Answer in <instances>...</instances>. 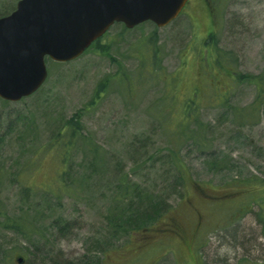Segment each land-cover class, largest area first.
<instances>
[{"label": "rangeland", "instance_id": "rangeland-1", "mask_svg": "<svg viewBox=\"0 0 264 264\" xmlns=\"http://www.w3.org/2000/svg\"><path fill=\"white\" fill-rule=\"evenodd\" d=\"M17 1L0 0V16ZM183 7L159 29L150 21L125 32L113 24L100 41L106 54L92 47L67 63L47 60L48 77L37 93L0 102V206L7 216L31 221L24 235L0 225V258L16 264L14 252L22 249L23 264H180L170 251L153 262L156 255L141 244L160 225L134 230L129 216L150 212L151 201L165 213L200 207V183L223 190L264 180V105L255 117L240 114L243 107L251 112L258 85L234 81L219 68L212 80L201 60L213 33L232 71L263 76L264 0H188ZM153 40L160 69L149 62ZM106 78L102 96L88 104ZM221 93L225 101L215 99ZM187 99L199 103L194 123L172 131ZM77 110L87 141L75 143L64 183L53 190L63 163L45 148ZM248 207L242 221L211 224L197 264H264V200Z\"/></svg>", "mask_w": 264, "mask_h": 264}, {"label": "water", "instance_id": "water-1", "mask_svg": "<svg viewBox=\"0 0 264 264\" xmlns=\"http://www.w3.org/2000/svg\"><path fill=\"white\" fill-rule=\"evenodd\" d=\"M187 0H18L0 16V99L19 101L45 82V59L68 62L115 23L164 27ZM23 256L16 262L22 264Z\"/></svg>", "mask_w": 264, "mask_h": 264}, {"label": "trees", "instance_id": "trees-1", "mask_svg": "<svg viewBox=\"0 0 264 264\" xmlns=\"http://www.w3.org/2000/svg\"><path fill=\"white\" fill-rule=\"evenodd\" d=\"M127 31V29L123 26L122 28V32ZM155 34V30H153V32L149 35V39L152 40V38L154 37ZM107 37V33L105 35H103L102 38H100L99 40H97L95 43L92 44V47L96 48L97 50L100 51L101 54H106L108 52V45L106 44H101L100 41H103L104 38ZM215 36L213 35V33L209 34L208 37L206 38L205 44L207 47H205L204 50H202V55H201V60L205 63L208 64L209 68L212 71V75L211 78L212 80H218V72L219 71H214V68H219L220 71H225L228 75H230V78L234 81H249V82H254L258 85V91H257V96L256 98H254L253 102L249 105L251 112L247 113V112H242L243 110H249L247 109V107H243V110L241 109V115L245 114V117H255V114L253 115V110L256 108H259L260 106L264 105V75L263 76H250L249 74H244V73H239V72H234L229 68V62L227 61V55L226 53L221 50L220 48H218L217 43L215 41ZM152 45H149L147 50L148 53L151 52V60H149L150 64L152 66H154L155 69H160L159 67V61H158V57H157V49H156V42L153 40L151 41ZM209 45V48H208ZM89 48L86 52H88L90 49ZM206 50V51H205ZM203 65V64H202ZM232 74V75H231ZM176 76H174L173 78H175ZM171 78V79H173ZM108 80V78H106L103 81H100L97 86L95 87V91H94V95L91 97L90 101H88V104L93 105L95 102H97V100L102 96V93H104V89L106 87V81ZM216 98L215 99H220V100H224L225 101V96L221 94L219 95H215ZM210 98V97H209ZM194 100V99H193ZM191 99H187L185 100V102L183 103L182 109L183 112L180 116L177 117V120H174L173 122V129L172 131H176L179 129V125L180 126H184V129L186 130L189 126H191L192 123H194V120L192 118L196 117V113L197 111L200 109L199 108V103H193ZM195 101V100H194ZM0 102H5V100H1ZM82 118V113L81 110H77L76 112L73 113V115L68 118L67 120L64 121L63 126L61 127V130H59L58 132H56L57 134L55 136H53V140L50 141L49 144H47L45 149H48L49 151H53L55 154L58 155V157L60 158V160H62L63 165L62 169L60 170V172L56 175L55 180H57V182L55 183L56 185H60L58 186L56 189L53 190H60L62 185H63V176L65 174V164H66V158L67 155L70 154L71 150L73 149V147L75 146V143L80 140L83 141L84 143L87 141V137L85 135L82 134L81 132V125H80V121ZM42 151V150H41ZM40 151V152H41ZM177 152V151H176ZM176 152H174V154H176ZM210 154H212V152H210ZM209 154V155H210ZM215 159V157H213ZM65 163V164H64ZM179 177H181V180H184V185L185 187L188 186V184L190 183V177H187L186 171L185 169H183L181 167V169H179ZM60 179V180H59ZM125 179H121L122 182H124ZM234 183H237L236 181ZM232 183V184H234ZM239 183H242L244 185H247L248 187H251L255 189V192L257 194H255L256 196V201L259 199L264 200V180L254 177V178H249V179H245L243 181H240ZM33 187V185H31ZM54 186V187H55ZM250 188V189H251ZM123 197V194L121 195ZM160 203L156 202H148V206L149 208H152L150 210V212H145L144 214H139V213H133V215L131 214L129 216L130 218V223L132 224L131 227H133L134 230L139 229L141 227L145 228V227H149L152 225H155L156 222H159L160 218L164 215L165 212H162L160 210H155L156 207H159ZM165 211V210H164ZM143 216V217H142ZM159 216V217H158ZM145 217H147V219H144ZM0 225L2 228L6 229V230H14L18 233H22L24 235V233H26L29 230V226L31 225V221L28 220V218L23 217L22 215L20 217H10L9 215L7 216L6 213L2 210V207L0 206ZM143 218V219H142ZM146 220H149L148 224L146 223ZM151 224V225H150ZM133 230V231H134ZM197 249L196 248V256L197 259L198 257V253H197ZM26 252H24L22 249H18L15 250L14 252V257L16 256H23L24 260L26 259ZM0 264H14L13 261L9 258H7V255H5L4 258H0Z\"/></svg>", "mask_w": 264, "mask_h": 264}, {"label": "flooded vegetation", "instance_id": "flooded-vegetation-1", "mask_svg": "<svg viewBox=\"0 0 264 264\" xmlns=\"http://www.w3.org/2000/svg\"><path fill=\"white\" fill-rule=\"evenodd\" d=\"M190 1L193 0H189V3ZM200 186L201 184L195 186V192L201 202L200 207L190 203L186 211L176 210L174 207L165 210L167 214L164 213L160 221L156 222L161 228L145 235L141 247L143 250L147 249L148 254L156 255V260L153 262H158L170 251L180 264H197L196 248L202 247L209 234L207 232H210L206 230L212 226L211 224L223 227L226 224L242 221L250 210L249 201H256L257 193L254 187L247 185L223 190ZM212 197L221 200L217 203L210 202L209 199ZM192 217L194 220H191ZM156 224L147 228H153Z\"/></svg>", "mask_w": 264, "mask_h": 264}]
</instances>
